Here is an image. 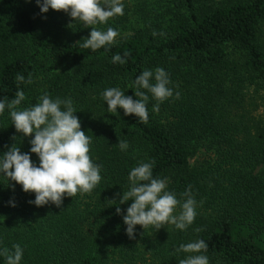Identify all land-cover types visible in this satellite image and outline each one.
Segmentation results:
<instances>
[{
    "label": "trees",
    "instance_id": "trees-1",
    "mask_svg": "<svg viewBox=\"0 0 264 264\" xmlns=\"http://www.w3.org/2000/svg\"><path fill=\"white\" fill-rule=\"evenodd\" d=\"M121 2L123 15L95 25L119 35L93 51L80 47L91 27L63 10L41 13L36 0H0V100L22 90V110L45 92L71 98L92 138L89 155L102 165L99 184L65 194L61 207L29 204L35 193L0 175V249L19 244L20 264H178L188 254L176 249L202 239L209 264H264V0ZM125 52L126 63L112 62ZM157 67L168 73L173 96L154 112L157 101L141 89L149 96L147 123L123 109L107 111L105 89L136 99V77ZM29 73L32 83L18 86L17 74L27 81ZM32 138L16 132L6 107L0 155L14 143L30 152ZM153 161V178L165 179L181 203L191 186L197 214L186 230L137 225L130 239L116 206L126 214L132 201L119 204L117 194L129 190L132 168Z\"/></svg>",
    "mask_w": 264,
    "mask_h": 264
},
{
    "label": "clouds",
    "instance_id": "clouds-1",
    "mask_svg": "<svg viewBox=\"0 0 264 264\" xmlns=\"http://www.w3.org/2000/svg\"><path fill=\"white\" fill-rule=\"evenodd\" d=\"M36 4L41 13H47L49 9L63 10L73 21L81 22L85 28L91 27L89 35L81 39L82 48L95 51L113 44L119 35L112 27L99 30L95 25L123 15L124 5L121 0H36ZM152 35L156 36L157 33L154 31ZM129 55V52L123 54L124 58L119 54L114 55L112 62L124 64ZM16 82L18 86L20 83H32L31 74L29 73L27 81L23 75L17 74ZM170 83L169 75L163 68L144 70L134 81L136 99L125 95L119 87L105 89L102 99L106 102L109 113H116L118 108L123 109L125 116L134 114L140 122L147 123L149 96L141 89L147 90L157 101L153 105V111L158 112L159 104L173 96ZM175 96L179 99V92ZM24 99L25 93L18 90L11 101L6 97L0 100V114L7 107L16 132L33 137L30 140V152H21L20 147L14 143L0 155V175L21 185L25 193H35V199L28 203L37 207L49 203L61 207L65 194L73 197L78 192L90 193L102 179V165L94 163L89 155L92 138L82 130L71 98L52 99L45 92L38 97L35 105L18 110ZM117 145L121 151L127 150L129 146L126 140H119ZM30 153L38 156L39 166L32 161ZM153 163L154 161L140 162L132 168L128 175L129 190L117 194L120 196L119 204L132 201L126 214L116 206V214L122 215L123 223L127 226L126 234L130 239H135L137 225L143 229L152 226L156 230L165 225H174L176 229L186 230L197 214L196 201L190 192L191 186L181 194L186 197L181 203L174 192L166 190L165 179L153 178ZM107 201L110 204L117 202L115 199ZM9 203L15 206L12 201ZM177 206L180 208L178 214ZM196 231L199 232L200 229ZM12 249H0V256L5 258L6 264H20L23 249L19 244H14ZM176 251L188 254L179 259L178 264H209L208 257L203 254L207 251V244L202 239L181 244Z\"/></svg>",
    "mask_w": 264,
    "mask_h": 264
},
{
    "label": "rangeland",
    "instance_id": "rangeland-1",
    "mask_svg": "<svg viewBox=\"0 0 264 264\" xmlns=\"http://www.w3.org/2000/svg\"><path fill=\"white\" fill-rule=\"evenodd\" d=\"M260 33H261V38L264 40V22L262 23L261 27H260ZM263 109V107H262Z\"/></svg>",
    "mask_w": 264,
    "mask_h": 264
}]
</instances>
